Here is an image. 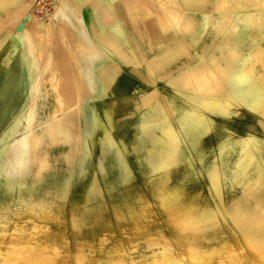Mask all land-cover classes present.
Instances as JSON below:
<instances>
[{
	"label": "rangeland",
	"instance_id": "1",
	"mask_svg": "<svg viewBox=\"0 0 264 264\" xmlns=\"http://www.w3.org/2000/svg\"><path fill=\"white\" fill-rule=\"evenodd\" d=\"M175 1L158 0L174 16L171 27L179 29L186 20ZM207 1L212 7L201 15V51L217 54L206 63L197 54L177 73L178 90L192 94L191 109L178 112L174 143L161 141L154 145L158 152L147 151V167L136 151H124V158L111 137H98L96 144L87 133L84 151L76 134L73 163L60 154L66 145L52 143L48 177L9 187L3 165L13 152L0 146V264H264V13L247 19L236 41L243 18L223 17L242 7L264 8V1ZM10 2H21V16L32 13L31 1ZM54 5L47 16L33 15L48 34L66 25L76 30V95L87 101L95 91L92 70L102 59L100 47L88 37L83 6L68 0ZM160 21L162 28L168 25ZM78 107L77 131L84 120Z\"/></svg>",
	"mask_w": 264,
	"mask_h": 264
},
{
	"label": "crops",
	"instance_id": "2",
	"mask_svg": "<svg viewBox=\"0 0 264 264\" xmlns=\"http://www.w3.org/2000/svg\"><path fill=\"white\" fill-rule=\"evenodd\" d=\"M68 2L83 6L85 26L91 39L99 45L102 57L92 70L95 91L86 101L90 142L98 144V137H111L112 144L122 154L124 151L140 153L141 164L147 167V151L158 152L159 148L154 145L161 141L166 146L171 141L174 143V131L166 129L170 123L176 129L178 114L184 108L191 109L187 96L192 94L178 90L177 73L193 64L198 55H204L201 51L205 47L202 45L201 15L208 14L212 5L207 0H178L180 15L186 20L178 29L170 25L174 20L171 10L161 9L158 0H107L109 5L104 0ZM19 3L0 0V146L27 133L30 119L35 120L36 125L42 124L50 112L57 111L61 115L66 105L75 106L79 99L75 76L76 30L66 25L63 32H43L42 19L31 20L27 12L21 16L16 11ZM172 6L176 7V3ZM255 6L223 15L228 19L235 13L233 22L236 16L244 19L238 24L240 31L236 32L235 40L242 39L249 25L246 19L264 10L260 5ZM11 8L16 10L6 14ZM155 8L162 11L163 16L156 15ZM161 19L168 22L164 28ZM241 58L236 60L241 61ZM132 157L135 158L133 154Z\"/></svg>",
	"mask_w": 264,
	"mask_h": 264
},
{
	"label": "bare ground",
	"instance_id": "3",
	"mask_svg": "<svg viewBox=\"0 0 264 264\" xmlns=\"http://www.w3.org/2000/svg\"><path fill=\"white\" fill-rule=\"evenodd\" d=\"M175 1V0H174ZM236 1H238V0H236ZM235 1V2H236ZM264 1V0H263ZM233 2H234V0H233ZM232 2V3H233ZM259 2V1H258ZM105 3H106V1H105ZM108 3V2H107ZM175 3V2H174ZM173 3V4H174ZM177 3V2H176ZM254 3V2H253ZM261 3V2H260ZM31 4V3H30ZM110 4V3H109ZM108 4V5H109ZM150 4V3H149ZM69 5V4H68ZM155 5V4H154ZM226 5V4H225ZM238 5V4H237ZM143 6V5H142ZM258 6V5H257ZM257 6H255V7H257ZM58 7V6H57ZM60 7V6H59ZM58 7V8H59ZM163 7V6H162ZM29 8V7H28ZM109 8V7H108ZM171 8V7H170ZM253 8V7H252ZM60 9H64V5L63 6H61L60 7ZM175 9V8H174ZM243 9V8H242ZM244 9H246V8H244ZM255 9V8H254ZM110 10V9H109ZM145 10V9H144ZM179 10V9H178ZM16 11H18V10H16ZM19 11H20V9H19ZM57 11H59V10H57ZM158 11V10H157ZM180 11V10H179ZM13 12V11H12ZM26 12V11H25ZM56 12V11H55ZM64 12V11H63ZM150 12V11H149ZM161 12V11H160ZM176 12V11H175ZM263 12V11H262ZM261 12V13H262ZM142 13V12H141ZM252 13H254V12H252ZM260 13V14H261ZM32 15H29V16H31V20L32 19H35L36 18V16H34L33 15V13H31ZM55 14H58V13H55ZM61 15H63L62 14V12L60 13ZM81 14V13H80ZM157 14V13H156ZM219 14H221V13H219ZM226 14V13H225ZM225 14H223V15H225ZM228 14V13H227ZM246 14V13H245ZM248 14V13H247ZM171 15V14H170ZM169 15V16H170ZM230 15V14H229ZM252 15V14H251ZM264 15V14H263ZM159 16V15H158ZM258 16V15H257ZM13 17V16H12ZM171 17V16H170ZM228 17V16H227ZM242 17V16H241ZM241 17H239L240 19H241ZM239 18H236L235 20H237V19H239ZM257 18V17H256ZM11 19V18H10ZM245 19H246V17H245ZM250 19V18H249ZM6 20V19H5ZM148 20V19H147ZM242 20V19H241ZM240 20V21H241ZM247 20V19H246ZM80 21V20H79ZM82 21V20H81ZM243 21H244V19H243ZM29 22V21H28ZM8 23V22H7ZM133 23V22H132ZM220 23V22H219ZM16 24V23H15ZM27 24V26H28V23H26ZM32 24V23H31ZM233 24H235V23H233ZM250 24V23H249ZM82 25V24H81ZM8 27V26H7ZM30 27H31V25H30ZM33 27H34V25H33ZM12 28V27H11ZM67 28V27H66ZM237 28V27H236ZM7 29V28H6ZM69 29V28H68ZM243 29H244V27H243ZM25 30V29H24ZM239 30V29H238ZM237 30V31H238ZM58 31V30H57ZM229 31V30H228ZM240 31V30H239ZM238 31V32H239ZM21 34L23 33V32H20ZM69 34V33H68ZM242 34V33H241ZM86 36H88L87 35V33L85 34ZM235 35H237V34H235ZM239 35V34H238ZM241 36V35H240ZM58 37H59V35H58ZM90 39H91V37L90 36H88ZM87 37V38H88ZM226 37V36H225ZM227 38H228V36H227ZM235 39V38H234ZM241 39V38H240ZM237 40V39H236ZM235 40V41H236ZM3 41V40H2ZM11 41V40H10ZM259 41H261V40H259ZM258 41V42H259ZM264 41V40H263ZM55 42V41H54ZM95 42V41H94ZM83 44V43H82ZM235 44H236V42H235ZM219 46V45H218ZM63 47H65V46H63ZM232 47V46H231ZM55 49H57V48H55ZM238 49V48H237ZM65 50V49H64ZM57 51V50H56ZM79 51V50H78ZM216 51H217V49H216ZM86 52V51H85ZM215 51H213V52H211V53H208L207 55H201V57H200V59H201V61H203L204 63H206L207 61L209 62H213L212 60V57L214 56V55H216L217 54V52H215ZM47 53V52H46ZM80 53V52H79ZM232 53V52H231ZM220 54V53H219ZM89 55H90V52H89ZM87 57V56H86ZM90 57V56H89ZM244 57V56H243ZM77 58V57H76ZM235 58V57H234ZM239 58V57H238ZM59 59V58H58ZM71 59V58H70ZM79 59V58H78ZM77 60V59H76ZM82 59H80V61H81ZM58 62V61H57ZM82 62V61H81ZM92 61L90 60V63H91ZM221 62V61H220ZM233 62V61H232ZM77 64V63H76ZM233 64V63H232ZM46 65V64H45ZM235 65H237V64H235ZM77 66V65H76ZM65 67V66H64ZM74 67V66H73ZM80 67V66H79ZM196 67V66H195ZM224 67V66H223ZM61 68V67H60ZM89 68V67H88ZM87 68V69H88ZM216 68H217V66H216ZM227 68V67H226ZM67 69V68H66ZM81 69V68H80ZM188 69V67H185L184 69H182L183 71H186ZM199 69V68H198ZM78 70V69H77ZM191 70V69H190ZM189 70V71H190ZM198 71V73L196 74V75H199L200 76V74H199V70H197ZM207 71V70H206ZM229 71V70H228ZM60 72V71H59ZM76 72V71H75ZM201 72V71H200ZM213 72V71H212ZM221 72V71H220ZM188 72H186V74H187ZM196 73V72H195ZM64 73H62V75H63ZM77 74V73H76ZM208 74V73H207ZM206 74V75H207ZM213 74V73H212ZM66 75V74H65ZM69 75V74H68ZM71 75V74H70ZM73 75V74H72ZM78 75V74H77ZM83 75V74H82ZM182 75V74H181ZM180 75V76H181ZM189 75V74H188ZM195 75V74H194ZM76 76V75H75ZM180 76H179V78H180ZM182 76H184V75H182ZM192 76V75H191ZM209 76V75H208ZM48 77V76H47ZM61 77V76H60ZM64 77V76H63ZM193 77V76H192ZM195 77H197V76H195ZM211 77H212V75H211ZM216 77V76H215ZM65 78H66V76H65ZM199 77H197V79H198ZM47 79V78H46ZM69 79V78H68ZM88 79V78H87ZM177 79V78H176ZM193 79V78H192ZM195 79V78H194ZM196 79V80H197ZM211 79V78H210ZM65 80V79H64ZM178 80V79H177ZM213 80V79H212ZM214 80H216V79H214ZM63 81V80H62ZM87 81V80H86ZM195 81V80H194ZM205 81H207V80H205ZM210 81V80H209ZM217 81V80H216ZM231 81V80H230ZM57 82V81H56ZM64 82V81H63ZM66 82V81H65ZM74 82V81H73ZM199 82V81H198ZM197 82V83H198ZM208 82V81H207ZM219 82H220V80H219ZM41 83V82H40ZM70 83V82H69ZM194 83H196V82H194ZM212 83V82H211ZM217 83H218V81H217ZM216 83V84H217ZM221 83V82H220ZM39 84V83H38ZM54 84V83H53ZM66 84V83H65ZM74 84H75V82H74ZM74 84H71V85H74ZM89 84V83H88ZM202 84V83H201ZM233 84V83H232ZM42 85V84H41ZM40 85V86H41ZM62 85H63V83H62ZM208 85V84H207ZM220 85V84H219ZM218 85V86H219ZM58 86V85H57ZM68 86H69V84H68ZM200 86H202V85H200ZM203 86H205V85H203ZM221 86H222V84H221ZM221 86H220V88H221ZM72 87V86H71ZM89 87H91L90 85H89ZM211 87H212V85H211ZM36 88H37V86H36ZM40 88V87H39ZM43 88V87H42ZM41 88V89H42ZM45 88V87H44ZM184 88V87H183ZM206 88V87H205ZM229 88V87H228ZM236 88V87H235ZM38 89V88H37ZM46 89V88H45ZM44 89V90H45ZM93 89V88H92ZM207 89V88H206ZM209 89V88H208ZM212 89V88H211ZM36 90V89H35ZM39 90V89H38ZM91 90V89H90ZM213 90H214V88H213ZM53 91V90H52ZM58 91V90H57ZM56 91V92H57ZM185 91V90H184ZM54 92V91H53ZM71 92V91H70ZM82 92H84V91H82ZM86 92V91H85ZM34 93V92H33ZM59 93V92H58ZM64 94H66V92H63ZM73 93V92H72ZM222 93V92H221ZM220 93V94H221ZM252 93V92H251ZM52 94V93H51ZM81 94H83L84 95V93H81ZM33 95V94H32ZM50 95V94H49ZM54 95V94H53ZM58 95H60V94H58ZM70 95V94H69ZM68 95V96H69ZM35 96V95H34ZM33 96V97H34ZM36 96H39L38 94L36 95ZM42 96V95H41ZM51 96V95H50ZM68 96H66V98L68 99ZM73 97H74V94L72 95ZM218 96V95H217ZM228 96V95H227ZM262 96H263V94H262ZM53 97H55V96H53ZM60 97V96H59ZM58 97V98H59ZM80 98H81V100L80 99H78L79 101H78V103H79V105H78V103H77V105H75V106H79L78 107V111H79V115H82L83 116V118H84V120H83V122L81 123V122H79V126L80 127H77V128H79V130L77 131V129H76V121L78 120H76V109H77V107H75L74 106V104H71V105H66V107H65V109L63 110L64 111V113L63 114H61V115H59V113L57 114V111H55V112H50L51 114L48 116V119L45 121L44 120V122L42 123V124H39V125H36L35 123V120H33V119H30L29 120V126H28V132L27 133H25L24 135L23 134H21V135H23V136H20V137H18V138H15L14 139V141L12 142V143H10V144H7L8 145V147H7V149L8 150H12V152H13V155H11V158L9 157V161L7 160L6 161V164L5 165H3V171L4 172H6V174L8 175L7 177H9L8 178V183H9V187H15L16 186V183H19L20 184V186H24V185H27L28 183H33V182H36V181H38V182H40L41 180H43V179H46L47 177H48V172H50V170L53 168V161L50 159V157H51V144L52 145H54V143H55V145H58L59 146V144H64V145H66L67 147L66 148H64V149H62V150H60V154L62 155V153L64 154V156L67 158V160L69 161V162H71V163H73L74 162V159H75V153H76V149H77V147H79V145H78V143H77V140H76V134H78L79 135V140H78V142H81V145L83 146V150L84 151H87V144H86V142H85V137H86V135H87V133H89V122H88V115H87V113L85 112V109H86V101H85V98L87 97L86 95L85 96H79ZM88 97H90V96H88ZM208 97V96H207ZM264 97V96H263ZM46 98V97H45ZM63 98V97H62ZM76 97H74V99H75ZM47 99V98H46ZM88 99V98H87ZM86 99V100H87ZM263 99V98H262ZM62 100V99H61ZM69 100V99H68ZM67 100V101H68ZM70 100H71V96H70ZM89 100V99H88ZM219 100V99H218ZM34 101H35V99H34ZM44 101V100H43ZM47 101H48V99H47ZM197 101V100H196ZM199 101V100H198ZM208 101V100H207ZM49 103H50V100L48 101ZM53 102V101H52ZM66 102V101H65ZM69 102H72V101H69ZM242 102V101H241ZM35 103H37V102H35ZM73 103V102H72ZM206 103V102H205ZM247 103V102H246ZM32 104V103H31ZM38 104V103H37ZM36 104V105H37ZM58 104V103H57ZM69 104V103H68ZM221 104H223V103H221ZM33 105V104H32ZM40 105V104H39ZM46 105H47V103H46ZM55 105V104H54ZM59 105V104H58ZM64 105V104H63ZM208 105V104H207ZM44 106H45V104H44ZM50 106H52V105H50ZM49 106V107H50ZM37 108V107H36ZM53 108V107H52ZM51 108V109H52ZM60 108H61V106H60ZM63 108V107H62ZM264 108V107H263ZM34 109H35V107H33L32 108V113L34 114ZM41 109V108H40ZM44 109V108H43ZM42 109V110H43ZM50 109V110H51ZM57 109V108H56ZM23 110H24V108H23ZM61 110V109H60ZM51 111H53V109L51 110ZM49 112V111H48ZM61 112V111H60ZM37 113V112H36ZM35 113V114H36ZM41 113V112H40ZM43 114V113H42ZM45 114V113H44ZM22 115V114H21ZM37 115H38V113H37ZM34 116H36V115H34ZM42 115H40V117H41ZM47 117V116H46ZM168 117V116H167ZM16 118V117H15ZM20 118V117H19ZM32 118H34L33 116H32ZM39 118V117H38ZM183 119L185 118V116L184 117H182ZM169 119V118H168ZM182 119V120H183ZM17 120V119H16ZM20 120H21V118H20ZM39 120V119H38ZM41 120V119H40ZM19 120H17V122H18ZM27 121V120H26ZM80 121V120H79ZM85 121V122H84ZM187 121V120H186ZM16 122V123H17ZM184 122H185V120H184ZM39 123H40V121H39ZM81 123V124H80ZM187 123H189V122H187ZM182 125V124H181ZM185 126H186V124H184ZM188 125V124H187ZM16 127V126H15ZM26 127V126H25ZM171 128V129H170ZM20 129V128H19ZM169 129L170 130H173L175 133H176V130H175V128H174V126L170 123V125H169ZM185 131H186V127H185ZM77 132V133H76ZM201 132V131H200ZM20 135V134H19ZM109 138V137H108ZM107 138V139H108ZM113 138V137H112ZM111 139V138H110ZM102 140V139H101ZM1 142V141H0ZM109 143H110V140H109ZM112 143V142H111ZM110 143V144H111ZM194 143H197V139H196V141L194 142ZM171 145V144H170ZM4 146V145H3ZM18 161H20V162H18ZM76 161V160H75ZM84 161V160H83ZM28 162V163H27ZM67 162V161H66ZM68 162V163H69ZM83 163V162H82ZM75 164V163H74ZM84 164V163H83ZM36 165H39V167H37V170H35L34 169V167H36ZM60 166V165H59ZM71 166V165H70ZM72 166H73V164H72ZM162 168V167H161ZM73 169V168H72ZM23 171H27L28 172V175H31V174H33L32 176H31V178L30 179H28V178H26V176H28V175H23L24 173H23ZM238 171V170H237ZM236 171V172H237ZM15 172H17L18 173V175H19V177H15L14 178V176L16 175V174H13V173H15ZM13 174V175H12ZM73 174V173H72ZM238 174V173H237ZM238 176V175H237ZM239 176H240V173H239ZM6 177V178H7ZM5 178V179H6ZM167 179V178H166ZM169 179V178H168ZM166 182H168V181H166ZM94 183H95V187H96V189H98L99 190V188L97 187V181L95 180L94 181ZM29 185V184H28ZM33 185V184H32ZM42 185V184H41ZM68 186V185H67ZM102 186V185H101ZM165 186H166V184H165ZM27 186H25V188H26ZM33 187V186H32ZM67 188V187H66ZM69 188V187H68ZM68 188H67V190H68ZM101 190V189H100ZM159 191V190H158ZM160 192V191H159ZM177 192V191H176ZM178 193V192H177ZM162 194V193H161ZM160 194V195H161ZM167 195V194H166ZM162 196V195H161ZM168 196V195H167ZM158 198V197H157ZM14 256V255H13Z\"/></svg>",
	"mask_w": 264,
	"mask_h": 264
},
{
	"label": "built area",
	"instance_id": "4",
	"mask_svg": "<svg viewBox=\"0 0 264 264\" xmlns=\"http://www.w3.org/2000/svg\"><path fill=\"white\" fill-rule=\"evenodd\" d=\"M31 4H29V13L40 14L41 16H47V12H51L54 10L55 0H29ZM29 15V14H28ZM32 15V14H30Z\"/></svg>",
	"mask_w": 264,
	"mask_h": 264
},
{
	"label": "water",
	"instance_id": "5",
	"mask_svg": "<svg viewBox=\"0 0 264 264\" xmlns=\"http://www.w3.org/2000/svg\"><path fill=\"white\" fill-rule=\"evenodd\" d=\"M28 17H29V15H28Z\"/></svg>",
	"mask_w": 264,
	"mask_h": 264
}]
</instances>
